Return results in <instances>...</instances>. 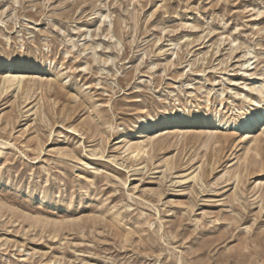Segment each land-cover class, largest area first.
I'll list each match as a JSON object with an SVG mask.
<instances>
[{
	"label": "rangeland",
	"instance_id": "rangeland-1",
	"mask_svg": "<svg viewBox=\"0 0 264 264\" xmlns=\"http://www.w3.org/2000/svg\"><path fill=\"white\" fill-rule=\"evenodd\" d=\"M263 92L264 0H0V264H264Z\"/></svg>",
	"mask_w": 264,
	"mask_h": 264
},
{
	"label": "bare ground",
	"instance_id": "bare-ground-1",
	"mask_svg": "<svg viewBox=\"0 0 264 264\" xmlns=\"http://www.w3.org/2000/svg\"><path fill=\"white\" fill-rule=\"evenodd\" d=\"M256 91L257 90L255 89V92ZM258 94H260V93H258ZM263 94H264V92H263ZM262 102L264 103V100H262ZM254 103H256V102H254ZM263 118H264V105H260V106L258 105L257 109L255 110V113H254L253 117H250V118L246 117V119H248V120L242 121V122H236V119L235 120H231V122L227 123V125H231L229 128L230 129L231 128L235 129L236 132L244 131V133H245V132L248 131V129H251V128H254V127H258L261 124V121L263 120ZM139 129L142 130V127H140ZM139 148H140L139 146L135 147V149H139Z\"/></svg>",
	"mask_w": 264,
	"mask_h": 264
}]
</instances>
